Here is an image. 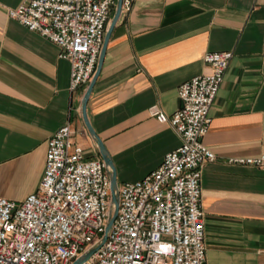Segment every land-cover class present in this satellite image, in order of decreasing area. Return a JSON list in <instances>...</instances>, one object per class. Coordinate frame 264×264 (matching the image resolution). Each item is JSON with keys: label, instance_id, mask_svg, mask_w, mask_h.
<instances>
[{"label": "crops", "instance_id": "0c3cea01", "mask_svg": "<svg viewBox=\"0 0 264 264\" xmlns=\"http://www.w3.org/2000/svg\"><path fill=\"white\" fill-rule=\"evenodd\" d=\"M23 1L0 0V197L17 202L38 186L47 141L62 125L100 157L81 115L90 81L71 91L70 63L57 45L8 17ZM224 50L233 56L203 137L215 155L200 178L205 261L264 264V171L228 162L264 154V0H134L121 8L86 113L117 184L138 180L180 144L148 107L172 114L179 84L209 71L205 53Z\"/></svg>", "mask_w": 264, "mask_h": 264}, {"label": "built area", "instance_id": "2783aa9c", "mask_svg": "<svg viewBox=\"0 0 264 264\" xmlns=\"http://www.w3.org/2000/svg\"><path fill=\"white\" fill-rule=\"evenodd\" d=\"M134 0H122L129 10ZM116 0H24L9 8L17 20L57 45L70 63L69 89L93 76ZM233 56L208 51L209 71L177 88L179 107L170 115L158 105L148 113L168 123L180 144L159 166L135 181L117 184V211L104 242L81 264H206L201 172L215 158L203 143L210 110ZM69 123L48 139L36 189L17 202L0 197V264H73L104 233L110 210V178L100 157L73 141ZM264 171V154L229 158Z\"/></svg>", "mask_w": 264, "mask_h": 264}, {"label": "water", "instance_id": "95a60500", "mask_svg": "<svg viewBox=\"0 0 264 264\" xmlns=\"http://www.w3.org/2000/svg\"><path fill=\"white\" fill-rule=\"evenodd\" d=\"M121 4H122V0H117V4H116V9H115L114 15H113V17L111 19V22L109 24V27L106 30V33L104 35V39H103L101 50H100L99 57H98L96 71H95L93 77L91 78L88 86L86 87L85 92H84L83 97H82V101H81V115H82L83 122L85 124V127H86L88 133L90 134V136L93 138V140L96 143L98 152L100 154L101 159L103 160V162L106 165L107 172H108V175H109V178H110V193H111V204H112V207H111L110 215H109V218H108L104 233H103V235L101 237V240L94 247L90 248L86 253H84L73 264H81L97 248H99L100 245L104 242V240L106 239V236H107V234H108V232L110 230V227H111V225L113 223V220L115 218L116 211H117V206H118L117 195H116V188H117L116 170H115V167L113 165L111 157L109 156L108 151H107L103 141L95 133L94 129L92 128V126H91V124H90V122L88 120L87 113H86V102H87L88 96L90 94L92 85L94 83L95 77H96V75L98 73V70H99L103 55H104L105 44L107 42V39H108V37L110 35V32H111L115 22L117 21V19L119 17V14H120V11H121Z\"/></svg>", "mask_w": 264, "mask_h": 264}]
</instances>
